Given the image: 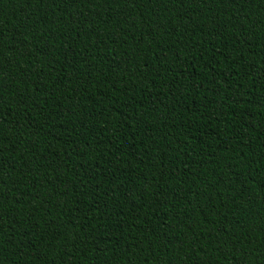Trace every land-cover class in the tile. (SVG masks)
I'll return each mask as SVG.
<instances>
[{
  "label": "trees",
  "instance_id": "1",
  "mask_svg": "<svg viewBox=\"0 0 264 264\" xmlns=\"http://www.w3.org/2000/svg\"><path fill=\"white\" fill-rule=\"evenodd\" d=\"M0 264H264V0H0Z\"/></svg>",
  "mask_w": 264,
  "mask_h": 264
}]
</instances>
